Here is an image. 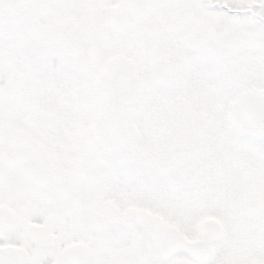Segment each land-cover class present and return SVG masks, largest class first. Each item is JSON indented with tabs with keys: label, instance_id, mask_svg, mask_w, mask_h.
<instances>
[{
	"label": "snow or ice",
	"instance_id": "1",
	"mask_svg": "<svg viewBox=\"0 0 264 264\" xmlns=\"http://www.w3.org/2000/svg\"><path fill=\"white\" fill-rule=\"evenodd\" d=\"M0 264H264V0H0Z\"/></svg>",
	"mask_w": 264,
	"mask_h": 264
}]
</instances>
